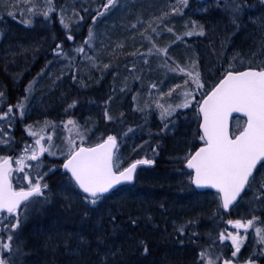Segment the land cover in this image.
Here are the masks:
<instances>
[{
  "label": "trees",
  "instance_id": "trees-1",
  "mask_svg": "<svg viewBox=\"0 0 264 264\" xmlns=\"http://www.w3.org/2000/svg\"><path fill=\"white\" fill-rule=\"evenodd\" d=\"M259 1L236 0V3L255 6ZM105 3L106 0H52L55 11L45 19L38 14L44 11L45 0H0V91L4 92L0 114L13 106L15 117L9 132L13 138L9 157L18 155L32 143L33 136L26 131L29 125L38 136L52 137L53 151L64 152V123L72 119L79 125V129L74 128V134L83 139L80 146H91L114 135L119 149H126L128 161L146 158L155 162L139 165L134 183L103 197L95 209L79 204L65 192L51 198L50 205L37 216L52 220L55 226L48 233V219L32 220L35 233L24 231L22 236L27 244L23 248L29 254L24 264H76L77 261L80 264H194L188 256L193 247L199 254L208 249L210 254L230 259L233 251L230 244H221L219 232L210 233L206 226L213 221L211 214L217 209L219 230H223L227 218L247 221L263 214L249 215L247 210L232 209L225 215L217 206L215 194L195 192L187 183L188 172L183 163L202 144L198 102L230 64L234 71L243 70L240 61L247 54L264 52V28L256 31L239 15L233 25L231 9L226 8L232 0H189L182 14L175 15L171 9L177 0H117L115 7L98 16ZM62 17L69 24L68 29L61 25ZM26 20L30 23L26 24ZM193 23L197 31L203 27L204 35H186ZM246 25L249 30L244 28ZM90 29L93 38L90 44H85ZM245 30L251 33L249 37ZM68 34L73 40L67 39ZM57 44L62 48L59 56L55 53ZM81 47L82 53L77 51ZM157 48H167V54L157 52ZM177 65L185 72L170 70ZM197 70L205 86L203 90L195 89L186 75L187 72L195 75ZM186 79L188 90L196 91V98L190 107L176 108L183 103L181 92ZM178 84L181 87L175 88ZM173 88L171 95H167ZM19 102L25 104L23 119L15 108ZM73 102L75 107L69 108ZM157 103L165 107L172 105L174 114L162 121V109ZM105 112L111 119L106 118ZM4 124L0 121V125ZM42 161L59 173L58 177L50 174L44 177L43 182L48 184L46 194L55 195L59 191L56 188L65 180L72 185L68 175L61 171L62 158L45 153ZM121 166L124 167L123 163ZM17 174L21 177L22 173ZM84 218L88 236L82 235L79 228ZM186 223L189 225L184 228L182 239L176 240L177 228ZM38 230L45 236L38 235ZM61 233L84 238L89 252L80 253L77 261L69 258L60 262L59 255L64 258V249L76 248L73 244L64 248ZM44 242L55 253L42 251ZM94 243L102 244L99 249L110 247L111 252L101 257L92 254ZM171 246L174 252H167ZM246 246L236 258L237 264H243L240 258L244 257ZM222 259L217 264H222Z\"/></svg>",
  "mask_w": 264,
  "mask_h": 264
},
{
  "label": "snow or ice",
  "instance_id": "snow-or-ice-1",
  "mask_svg": "<svg viewBox=\"0 0 264 264\" xmlns=\"http://www.w3.org/2000/svg\"><path fill=\"white\" fill-rule=\"evenodd\" d=\"M188 3L189 0H177V3L171 9V14H182V8L187 7ZM260 3L264 5V0H260ZM45 4L44 11L38 14L47 19L55 9L52 7V0H45ZM116 4L117 0H106V3L102 5V10L98 11L97 15H104ZM226 8L231 9L233 15L231 23L236 25L239 18L237 14L243 11V5L236 3V0H232V4L226 5ZM28 11L31 12L32 9L30 8ZM165 15H168V13H165ZM81 19L83 18L81 17ZM95 19L94 17L93 23H95ZM24 22L27 24L30 23V20ZM60 23L65 29L69 28V24L65 22L63 17ZM132 27L135 28L136 25H132ZM149 27H151V24ZM152 31L156 32V28H152ZM168 31H172V29L169 28ZM186 35H204L203 27H200L197 31V25L193 23L192 30L188 31ZM92 38L93 34L90 29L88 39L84 43L90 44ZM67 39L71 41L73 36L68 34ZM177 39H180V37H177ZM77 51L82 53L84 48H78ZM156 51L167 54V48H157ZM55 53L58 56L61 55V45L57 44ZM149 54H151V50ZM261 54L264 55V52ZM145 63H147V60H145ZM165 66H167V61H165ZM192 66H196L195 62ZM231 68L232 65L230 64L229 69ZM170 70L185 72V69L180 68L179 65ZM186 75L195 85V89H204L205 86L201 81L198 70L195 75H192L191 72H187ZM188 83L187 79L184 80V90L181 92L184 100L183 103L176 105V108L190 107L192 100H195L197 93L188 90ZM152 87L155 88L156 85L154 84ZM179 87H181L179 84L175 86V88ZM175 88L170 89L167 95H171ZM3 98L4 92L0 91V100H3ZM156 106L162 109V121L167 120L175 112L170 104L165 107V105L157 103ZM68 107H75V102ZM15 108L19 117L23 119L25 104L19 102L15 105ZM233 113L242 114L247 119L235 134H230L228 121ZM198 115L202 117V123L200 124L202 134L199 135L202 146L185 157V167L191 170L190 183L196 189H215L219 194L218 207L223 209L224 212H228L236 204L246 188L252 189L254 186H258V192L264 195V64L258 68L249 67L243 71L227 70L202 102H198ZM105 116L107 119H111L107 112H105ZM13 119H15L13 106H8L7 111L0 114V121L5 122L4 125H0V145L11 143L13 138L9 135V132ZM69 125L79 129V125L72 119L64 123L66 129ZM48 126V122H45V127ZM165 127H167V124H165ZM26 131L30 136L36 137L38 135L32 130L31 125L26 128ZM44 139L45 137L40 135L32 145L24 147L21 156L16 160L17 168L15 171L24 173L20 179L27 183V188L14 189L11 179V173L13 172L11 158L0 156V236L4 237L0 241V253L7 254L0 255V264H13L11 259L13 254L12 242L15 239L14 234L21 226V215L26 214L35 205L49 202L45 196L48 184L43 182L48 172L40 171L43 166L41 157L45 153H48V155H55L56 153L52 150L54 147L51 144L52 137H47L49 142L47 146L42 143ZM66 144L67 151L63 153L65 161L62 167L69 174V178L75 186L86 194L84 197L85 202L93 206L97 205L104 195L109 193L115 186L121 183H132L138 165H153L155 163L153 159H140L131 163L128 167L120 169L119 156L116 155L119 150V143L114 135L107 136L102 143L97 144L95 147H78L72 139H67ZM153 152H155V149H153ZM26 161H34L36 164L33 166L27 164ZM25 168L33 169V171L25 172ZM54 170L53 168L48 169V171ZM256 199L261 200V203L264 204V199L260 195ZM258 219L254 216L247 221L240 219L226 221L228 225L237 231L233 233L225 229L219 233L218 239L221 244L225 240L231 241V248L234 249L231 253L232 258L222 259L220 256H216L213 259L209 250L204 249L199 254L200 260L204 264H217V261L221 259L222 264H237L236 258L247 239L249 229L254 230L257 237L255 242L264 245V228L256 226ZM133 223L135 222L133 221ZM241 229L243 234H241ZM177 231L180 235H183L184 226L179 227ZM193 235H196V233H193ZM143 250L147 253V246H144ZM16 251H19V248ZM260 255H264V247L260 249ZM243 264H255V261L248 258Z\"/></svg>",
  "mask_w": 264,
  "mask_h": 264
},
{
  "label": "rangeland",
  "instance_id": "rangeland-1",
  "mask_svg": "<svg viewBox=\"0 0 264 264\" xmlns=\"http://www.w3.org/2000/svg\"><path fill=\"white\" fill-rule=\"evenodd\" d=\"M259 3H260V1H259ZM237 15L242 16V18L246 21V23L249 24L252 28L256 29V31H259V29L261 30L262 28H264V5H262L261 3L258 4V5H255V6H252V5L247 3L245 6H243V11L238 13ZM244 28L248 29V26L246 25V26H244ZM248 30L247 31L245 30L246 34H247V37H249L251 35L250 32H253V29H251L250 32ZM263 32H264V30H263ZM262 37H264V36L262 35ZM261 53L258 52V51H253V52H250L249 54H247L248 57H246L243 60V63H242L243 67H244L243 69H246V68H249V67L258 68L259 66L264 64V55H262ZM240 63H241V61H240ZM227 70H232V68L231 69L228 68ZM232 71H234V70H232ZM159 75L164 77L165 74L164 73H160ZM189 109H188V113L190 114ZM190 116L195 121V117L193 116V114L190 115ZM242 126H243L242 119L236 118L232 122L231 133L235 134L238 131V128L242 127ZM65 130H64V132H66V140H65V142L62 143L64 145V152L67 151V144H66L67 139L74 140L76 146L78 145V147L81 144V140H83L81 138L78 139L76 137V135L74 134V132H75L74 128H72L71 125H69V127L67 129L65 128ZM38 137H39L38 135L36 137H33V141L29 145H32L34 143V140L36 138H38ZM44 137H45V139L42 141V143L47 146V137L48 136H44ZM11 151L12 150H11V147H10L9 144L8 145H0V156L9 157V153ZM54 152L56 153L55 155H49V156L59 157V158H62L63 161L65 160V155L63 154L64 152H57V151H54ZM21 154H22V152L19 153L18 155L16 153V156L11 158V165H12V168H13V172H12L13 173V179H14V181L16 180L18 186L23 187L22 183H24V184H26V186L24 188H27V183L20 179L24 175V173H22L21 177H19V175L17 174L18 171H15V169L17 168L16 160L21 156ZM116 155L119 156V167H120V169L126 167L128 164L131 163L130 160L129 161L127 160L128 157L126 156V149L125 148H124V150L123 149H119L118 152L116 153ZM42 157H41V160H42ZM143 159H146V158H143ZM26 163L27 164H31L33 166L36 164V162H34V161H26ZM122 163H123L124 167L121 166ZM184 163H183V166H184ZM49 168L55 169L54 166L43 162V166L40 169V171L41 172H48V174L53 175L54 177H58L59 176V173H57L55 170L54 171H48ZM28 169L29 170L25 171V172L33 171V169H30V168H28ZM186 178H187V183L189 184V181H190V173L189 172L186 174ZM179 183H181V182L179 181ZM16 189H19V188H16ZM56 189L59 190L58 191L59 193L56 192L55 195H52L51 193H49V194L45 193V196L48 198V201H49L48 203L42 204V205H35L26 214H22L21 215V226H20L19 229H17L16 233L14 234L15 239L12 242L13 243V254L11 255V259L13 261V264H24L25 263V257L29 256V254L25 253V250L23 248V246H26L27 244L25 242H23L22 236L24 234V231L25 232L28 231V232H31V233H33L35 231V226L32 227L33 226V224H32L33 223V221H32L33 219L37 218L39 220V218H40V220H42L43 222L45 221V219H48L46 217L44 218V216H41V217L37 216V213H39L40 211H43L42 209H44V207H48L50 205L51 198H55L56 199V198L60 197V195H62L61 192H65L67 194H70L71 197H74L75 201L78 202L79 204L90 206L93 209H95L97 207V205L93 206V205H90V204L86 203L85 200H84V197H79L74 192V191H77V192H79V191L76 189V187L74 186L73 183L71 185V184H69L68 181L65 180ZM258 195H260L261 198L264 199V195H262L260 192H258V186H254L252 189H247L246 194L243 196V198L241 199L239 204H237L236 207L233 208V211H235L237 209L247 210L248 211L247 214H249V215H252L253 213H255V214L262 213L263 215L259 218L261 220L259 222H256V226L264 228V204L261 203V200L256 199V197ZM216 198H218V196H216ZM37 199H43V198H37ZM218 204H219V200H218ZM218 204H217V206H218ZM216 211H217V209L211 214V219H213V221L209 222L208 224H206V222H205L206 226L209 228L208 229L209 232L211 233L213 231H217V232L220 233V232L224 231L225 229H227L228 231H231V232L235 233L237 230L232 228V227H229V225L226 223V221H228V220L235 221L237 219H232V218L229 219V218H227L226 221H223L224 222V224H222L223 225V230H219L220 227H218L217 224H218V220H220V219H218L219 216L216 214L217 213ZM203 220H204V218H203ZM50 221H52V220H50ZM50 221H49V219H48V222L46 221L47 224L49 223L48 233H51V231L53 230L52 227L55 226V225L51 224ZM242 221H244V220H242ZM85 223H86V219L84 218L83 222L80 223L82 225L81 226L79 225V228L82 229V235L86 234L88 236V227L86 228ZM205 224H203V225H205ZM188 225L189 224L186 223L185 225H181V226H184V228H185ZM199 228L202 229L201 227H199ZM215 229H217V230H215ZM199 231H201V230H199ZM240 231H241V234H243V230H240ZM40 232L41 231H39V230L37 231L38 235L42 234V236H43L44 233H40ZM176 233L178 234V237L177 238L175 237L176 240L179 239V238L182 239V236L184 234L180 235L177 230H176ZM202 234H204V233H202ZM60 235L63 236L62 240H60V241H61V244H62V246L64 248L69 247V244H73V247H76L78 249L77 251H76V248L73 249V251H69L68 250L69 248L68 249H64L65 250L64 258H62V255H59L60 262L62 260H66L67 261V259H69V258H75V261H77L78 258H76V257H78V255L80 253L83 252V254H84V253H88L89 252L88 244H86V242L83 241L84 238L81 239L78 235H76L75 237H72V236H69V235H66V234L64 235L62 233ZM44 236H45V234H44ZM206 237H208V236H206ZM3 238H4L3 236H0V241H2ZM256 239H257V237L255 236L254 230L253 229H249V231L247 233V239L244 242V245L247 244V246H246L247 250H246V253H245L244 257L242 256L240 258L241 261H245L248 258H251L252 260L255 261V264H264V255H260V249L262 247H264V245L257 244L255 242ZM72 241H73V243H72ZM224 243H229L230 246H231V241L230 240H225ZM248 244H249V246H248ZM99 245H102V244H95L93 249L91 250V253L92 254L96 253L100 257L104 256V254H106L108 256L109 252H111V250H110L111 248L106 246V247H102L101 249H99ZM181 245L182 244H180V246ZM17 248H19V251H16ZM40 249L42 251H46V252L47 251H52V253H55V250H53V249L51 250L49 248V245L48 246L45 245V242L42 243ZM172 251L174 252L173 247L171 246V247H169L167 252H172ZM92 254H87V255H91L92 256ZM0 255H7V254L0 253ZM210 255L212 256L213 259H215V257L218 256L217 254L216 255L215 254L214 255L210 254ZM188 256H191L190 258L193 260L194 264H204V262L200 260L199 253L194 247L190 248V254H188ZM51 259H53V255L51 256ZM52 261H55V260H52ZM76 264H80V262L77 261Z\"/></svg>",
  "mask_w": 264,
  "mask_h": 264
},
{
  "label": "water",
  "instance_id": "water-1",
  "mask_svg": "<svg viewBox=\"0 0 264 264\" xmlns=\"http://www.w3.org/2000/svg\"><path fill=\"white\" fill-rule=\"evenodd\" d=\"M248 69V68H247ZM243 70H246V69H243ZM243 70H240V71H243ZM219 82V81H218ZM217 82V83H218ZM216 83V84H217ZM212 89V88H211ZM211 89L209 90V92L211 91ZM208 92V93H209ZM207 93V94H208ZM206 94V95H207ZM206 95L202 98V100L206 97ZM202 100L200 101V102H202ZM197 114H198V105H197ZM198 117H199V122H198V131H199V133H200V135L202 134V131H201V129H200V124L202 123V117H200L199 115H198ZM236 118H240V119H242V120H244V122H245V120L247 119L246 117H244L242 114H239V113H233L232 114V116L229 118V121H228V129H229V133L230 134H232L231 133V122L234 120V119H236ZM105 140V139H104ZM103 140V141H104ZM103 141H101V142H99V143H102ZM99 143H97V144H99ZM97 144H95V145H92V146H84V147H95ZM202 145H200L199 147H201ZM199 147H197L192 153H194L196 150H198V148ZM65 161V160H64ZM64 161L62 162V165H63V163H64ZM131 163H134V162H131ZM130 163V164H131ZM185 163H186V161H185ZM185 163H184V169L187 171V172H191V170H189V169H187L186 167H185ZM130 164H128L126 167H128ZM62 165H61V171L63 172V173H66L65 172V170L63 169V167H62ZM139 166V165H138ZM126 167H124V168H126ZM258 167H259V165H258ZM138 168V167H137ZM123 169V168H122ZM136 172H137V169H136ZM136 172H135V177H136ZM67 174V173H66ZM68 176H69V174H67ZM135 177H134V181H135ZM134 181L132 182V183H121L120 185H117V186H115L112 190H110V192L109 193H107V194H105L104 195V197L105 196H107V195H109V194H111V193H113L115 190H117L118 188H120V187H123V186H129V185H132L133 183H134ZM72 183L74 184V182L72 181ZM189 184H190V186L192 187V189L195 191V192H211V193H213V194H215V195H217V196H219V194L216 192V190L215 189H210V188H206V189H196L195 188V186L194 185H192L191 183H190V181H189ZM74 186H75V184H74ZM76 187V186H75ZM76 189L85 197V195L86 194H84L80 189H78L77 187H76ZM247 189V188H246ZM246 189H245V191H246ZM245 192H243V193H241V196L238 198V200H237V202H236V204L238 203V201L240 200V198L243 196V194H244ZM235 204V205H236ZM235 205H233L232 207H231V209L235 206ZM230 209V210H231ZM222 210V212L225 214V215H228V213H229V211L228 212H224L223 211V209H221ZM229 227H231L230 225H229ZM242 230V229H241Z\"/></svg>",
  "mask_w": 264,
  "mask_h": 264
},
{
  "label": "bare ground",
  "instance_id": "bare-ground-1",
  "mask_svg": "<svg viewBox=\"0 0 264 264\" xmlns=\"http://www.w3.org/2000/svg\"><path fill=\"white\" fill-rule=\"evenodd\" d=\"M106 139V138H105ZM104 140V139H103ZM102 140V141H103ZM11 179H12V183H13V187L14 188H20V186L18 187V184H17V182H16V180L14 181V179H13V173H11Z\"/></svg>",
  "mask_w": 264,
  "mask_h": 264
}]
</instances>
